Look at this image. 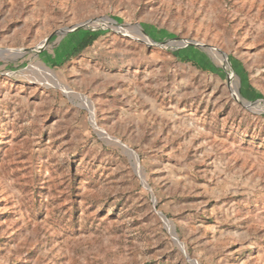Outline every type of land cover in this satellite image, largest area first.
Returning a JSON list of instances; mask_svg holds the SVG:
<instances>
[{
  "label": "rangeland",
  "instance_id": "rangeland-1",
  "mask_svg": "<svg viewBox=\"0 0 264 264\" xmlns=\"http://www.w3.org/2000/svg\"><path fill=\"white\" fill-rule=\"evenodd\" d=\"M0 264H264V0H0Z\"/></svg>",
  "mask_w": 264,
  "mask_h": 264
},
{
  "label": "water",
  "instance_id": "water-1",
  "mask_svg": "<svg viewBox=\"0 0 264 264\" xmlns=\"http://www.w3.org/2000/svg\"><path fill=\"white\" fill-rule=\"evenodd\" d=\"M110 21V20H109ZM92 21H88L86 23H83V24H79V25H76L74 27H71V28H65V29H61L60 31H57L56 33H63L64 35H69L79 29H85L86 27H88V24H90ZM52 36L48 37L42 44L40 47H36L34 49H28L26 50L23 54H28V53H33V52H36L37 50H40L42 49L43 46H45L47 44V42L49 41V39L51 38ZM156 46H160L162 47L161 43H155ZM185 47H199L200 49H207L208 51H212V48L210 47H207V46H204V45H200L198 43H194V42H188L187 44L185 45H179L176 47V49H182V48H185ZM22 54V55H23ZM159 215L161 217H163L161 215V213H159ZM164 218V217H163Z\"/></svg>",
  "mask_w": 264,
  "mask_h": 264
},
{
  "label": "trees",
  "instance_id": "trees-1",
  "mask_svg": "<svg viewBox=\"0 0 264 264\" xmlns=\"http://www.w3.org/2000/svg\"><path fill=\"white\" fill-rule=\"evenodd\" d=\"M99 37V33L96 31H87L78 41L76 46H74L70 52L65 56V60H70L72 57L78 56L82 51H84L87 47H89L97 38ZM187 58H181V61H185ZM210 69H214V67L207 61ZM257 95V94H256Z\"/></svg>",
  "mask_w": 264,
  "mask_h": 264
},
{
  "label": "bare ground",
  "instance_id": "bare-ground-1",
  "mask_svg": "<svg viewBox=\"0 0 264 264\" xmlns=\"http://www.w3.org/2000/svg\"><path fill=\"white\" fill-rule=\"evenodd\" d=\"M112 25V24H111ZM57 34V33H56ZM57 36V35H56ZM43 76L45 77V80H53L52 72L49 70V67L43 68Z\"/></svg>",
  "mask_w": 264,
  "mask_h": 264
},
{
  "label": "crops",
  "instance_id": "crops-1",
  "mask_svg": "<svg viewBox=\"0 0 264 264\" xmlns=\"http://www.w3.org/2000/svg\"><path fill=\"white\" fill-rule=\"evenodd\" d=\"M82 52H83V51H82ZM80 54H81V53H80ZM80 54H79V55H80ZM79 55H78V56H79Z\"/></svg>",
  "mask_w": 264,
  "mask_h": 264
}]
</instances>
